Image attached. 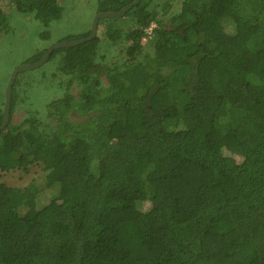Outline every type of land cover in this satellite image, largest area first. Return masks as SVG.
Listing matches in <instances>:
<instances>
[{
	"label": "trees",
	"instance_id": "1",
	"mask_svg": "<svg viewBox=\"0 0 264 264\" xmlns=\"http://www.w3.org/2000/svg\"><path fill=\"white\" fill-rule=\"evenodd\" d=\"M8 1L45 26L61 16L57 0ZM170 2L140 0L127 30L99 20L123 45L114 64L97 36L54 50L47 62L67 79L37 80L64 91L44 119L16 76L0 172L37 164L43 178L0 183V264H264V0ZM10 15L0 6V34Z\"/></svg>",
	"mask_w": 264,
	"mask_h": 264
},
{
	"label": "rangeland",
	"instance_id": "2",
	"mask_svg": "<svg viewBox=\"0 0 264 264\" xmlns=\"http://www.w3.org/2000/svg\"><path fill=\"white\" fill-rule=\"evenodd\" d=\"M58 10L61 16L49 23L46 26L40 21L35 20L33 17L18 13L12 10V4L8 0H3L0 4L3 13L9 14L7 17V29L0 34V109L2 110L5 101V88L12 72L19 66L24 64H33L34 61H29L30 57L36 52L49 49L53 45L59 42H65L64 38L73 36H83L89 30H91L94 16L98 9V0H57ZM162 3V1L160 2ZM173 5L171 13L177 10L180 0H171ZM174 5L176 7H174ZM2 12V11H1ZM162 13V12H161ZM169 13L165 14L168 17ZM120 28L127 30L132 26V22L129 18L120 17ZM107 23H102L98 27L97 37L99 41H102V45L98 52V55L104 56V63L107 65L114 64L116 61L122 60V43L112 44L105 35V32H109L106 27ZM145 30V29H144ZM145 33V31H144ZM152 35V34H151ZM151 37L148 36L141 40L142 52L140 57H144V53L152 54L153 47L151 44ZM58 62V59H55ZM48 61V60H47ZM33 62V63H32ZM54 60H50L42 65V68L36 71H24L17 74V78L20 77V84L18 86L19 93L26 91L31 95L32 107L37 112V116L40 119H44L46 115V104L54 98L61 97L63 95L62 90L56 87L46 89L44 83L38 84V79H43L44 73L48 71L47 76L49 79L55 72L56 85L66 83V79L59 72L55 70ZM56 64V63H55ZM101 84L107 85L104 76L101 78ZM63 89V88H61ZM70 92L74 95L78 94L77 88H72ZM25 106V105H24ZM22 107L17 108L14 113L16 120L21 119L23 114ZM224 154L230 156L229 153L224 151ZM236 161H239L238 157H234ZM43 178L42 166L32 165L28 172L25 173L21 170H12L9 172H0V183H4L11 187L21 188L26 186L31 180L36 179L41 181ZM41 204H45L50 199V193L48 190H44L41 193ZM147 204L143 205V209L147 208Z\"/></svg>",
	"mask_w": 264,
	"mask_h": 264
},
{
	"label": "water",
	"instance_id": "3",
	"mask_svg": "<svg viewBox=\"0 0 264 264\" xmlns=\"http://www.w3.org/2000/svg\"><path fill=\"white\" fill-rule=\"evenodd\" d=\"M139 1L140 0H133V2H131L130 4H128L127 6H125L121 10H119L118 12H111V11L103 12V11H101V12L96 13V15L94 16L93 22H92L90 33L86 38H83L80 40L69 41V42H66V41L65 42H59V43L53 45L51 48H49L41 56V58L39 59L38 62L33 63V64H24V65L17 67L12 72V74L10 75V78H9L8 83L6 85V88H5V92H4L5 101H4V105L2 108V122L0 125V132L7 126L8 122H9L11 91H12L13 83H14L15 78H16L18 73H21L24 71H31V70L39 68L40 66H42L43 64H45L47 62V60L49 59L52 52L56 49L65 48V47H74V46L82 44L86 41L93 40L97 35V26H98L99 20L111 19V18H120L125 14L126 11H128L133 6H135Z\"/></svg>",
	"mask_w": 264,
	"mask_h": 264
},
{
	"label": "built area",
	"instance_id": "4",
	"mask_svg": "<svg viewBox=\"0 0 264 264\" xmlns=\"http://www.w3.org/2000/svg\"><path fill=\"white\" fill-rule=\"evenodd\" d=\"M155 28H156V25L154 23H151L149 26H147L144 30L146 37L151 36Z\"/></svg>",
	"mask_w": 264,
	"mask_h": 264
},
{
	"label": "clouds",
	"instance_id": "5",
	"mask_svg": "<svg viewBox=\"0 0 264 264\" xmlns=\"http://www.w3.org/2000/svg\"><path fill=\"white\" fill-rule=\"evenodd\" d=\"M98 13V12H97ZM38 62V61H37Z\"/></svg>",
	"mask_w": 264,
	"mask_h": 264
}]
</instances>
